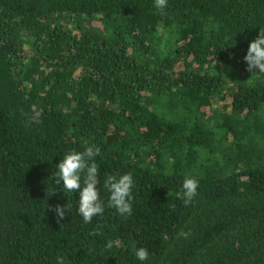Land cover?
<instances>
[{
  "label": "trees",
  "instance_id": "obj_1",
  "mask_svg": "<svg viewBox=\"0 0 264 264\" xmlns=\"http://www.w3.org/2000/svg\"><path fill=\"white\" fill-rule=\"evenodd\" d=\"M260 28L264 0H0V264H264ZM89 145L105 207L85 223L54 174ZM125 173L121 216L104 179Z\"/></svg>",
  "mask_w": 264,
  "mask_h": 264
},
{
  "label": "clouds",
  "instance_id": "obj_2",
  "mask_svg": "<svg viewBox=\"0 0 264 264\" xmlns=\"http://www.w3.org/2000/svg\"><path fill=\"white\" fill-rule=\"evenodd\" d=\"M168 0H154V7L163 11L167 7ZM247 64L246 70L252 74H264V28H260L258 36L253 39L247 48L244 56ZM36 114V122H39L40 113L33 108ZM99 155V148L95 145H89L84 151H72L63 156L56 165L57 171L54 174L55 183L63 185L67 192L78 193L79 203L77 211L82 216L85 223H91L94 217L102 216L104 212V203L100 199L99 168L95 163V157ZM199 181L193 177H186L182 184L183 203L185 206L191 203L196 195ZM104 188L109 193L108 206L113 207L121 216H128L132 213V188L133 177L131 173H125L119 176L108 175L104 179ZM55 193L52 192L49 196ZM54 207L57 223L65 217L68 209L59 204ZM174 207V206H173ZM178 235L187 237L189 233L181 232ZM112 242H108L106 247L111 249ZM135 257L138 261H146L149 257L148 249L139 247L135 251ZM57 264H64V259L57 257Z\"/></svg>",
  "mask_w": 264,
  "mask_h": 264
}]
</instances>
